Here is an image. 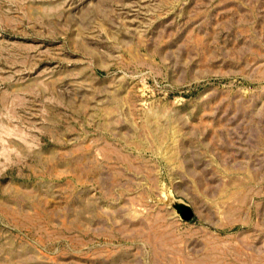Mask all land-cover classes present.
I'll list each match as a JSON object with an SVG mask.
<instances>
[{"label":"rangeland","instance_id":"obj_1","mask_svg":"<svg viewBox=\"0 0 264 264\" xmlns=\"http://www.w3.org/2000/svg\"><path fill=\"white\" fill-rule=\"evenodd\" d=\"M0 264H264V0H0Z\"/></svg>","mask_w":264,"mask_h":264}]
</instances>
